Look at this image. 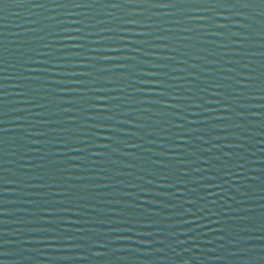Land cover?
Instances as JSON below:
<instances>
[{"label":"water","instance_id":"obj_1","mask_svg":"<svg viewBox=\"0 0 264 264\" xmlns=\"http://www.w3.org/2000/svg\"><path fill=\"white\" fill-rule=\"evenodd\" d=\"M264 220V0H0V264H202Z\"/></svg>","mask_w":264,"mask_h":264}]
</instances>
